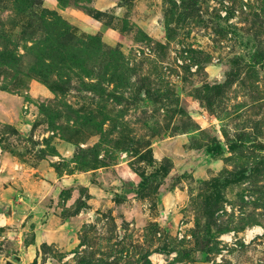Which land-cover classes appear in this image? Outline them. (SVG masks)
<instances>
[{"label": "rangeland", "instance_id": "rangeland-1", "mask_svg": "<svg viewBox=\"0 0 264 264\" xmlns=\"http://www.w3.org/2000/svg\"><path fill=\"white\" fill-rule=\"evenodd\" d=\"M154 253L264 264V0H0V264Z\"/></svg>", "mask_w": 264, "mask_h": 264}, {"label": "built area", "instance_id": "built-area-1", "mask_svg": "<svg viewBox=\"0 0 264 264\" xmlns=\"http://www.w3.org/2000/svg\"><path fill=\"white\" fill-rule=\"evenodd\" d=\"M153 258H156L155 260L154 259H152V257H151V261L153 262V263H155V262H159L161 259H159V258H161V255L159 254V253H154L153 254ZM158 264H160V262L158 263Z\"/></svg>", "mask_w": 264, "mask_h": 264}, {"label": "bare ground", "instance_id": "bare-ground-1", "mask_svg": "<svg viewBox=\"0 0 264 264\" xmlns=\"http://www.w3.org/2000/svg\"><path fill=\"white\" fill-rule=\"evenodd\" d=\"M254 231H259V227H254L252 229H248L247 230V235H248L247 237H249Z\"/></svg>", "mask_w": 264, "mask_h": 264}, {"label": "water", "instance_id": "water-1", "mask_svg": "<svg viewBox=\"0 0 264 264\" xmlns=\"http://www.w3.org/2000/svg\"><path fill=\"white\" fill-rule=\"evenodd\" d=\"M6 264H14V263H12L11 261L8 260V261L6 262Z\"/></svg>", "mask_w": 264, "mask_h": 264}]
</instances>
